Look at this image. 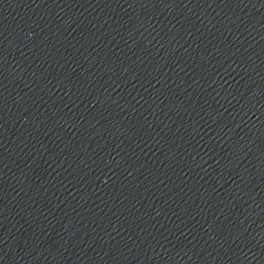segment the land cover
<instances>
[{
  "label": "water",
  "instance_id": "obj_1",
  "mask_svg": "<svg viewBox=\"0 0 264 264\" xmlns=\"http://www.w3.org/2000/svg\"><path fill=\"white\" fill-rule=\"evenodd\" d=\"M0 264H264V0H0Z\"/></svg>",
  "mask_w": 264,
  "mask_h": 264
}]
</instances>
